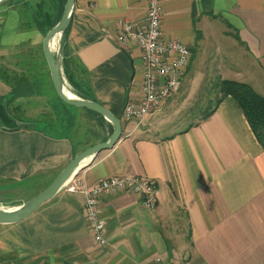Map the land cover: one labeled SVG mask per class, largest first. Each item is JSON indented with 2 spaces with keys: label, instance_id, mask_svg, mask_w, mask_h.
Returning <instances> with one entry per match:
<instances>
[{
  "label": "crops",
  "instance_id": "0c3cea01",
  "mask_svg": "<svg viewBox=\"0 0 264 264\" xmlns=\"http://www.w3.org/2000/svg\"><path fill=\"white\" fill-rule=\"evenodd\" d=\"M13 3L0 5V67L10 75L0 78V97L24 77L32 93L12 102L24 108L41 95L34 91L37 81L50 74L39 50L21 49ZM145 8V0H75L67 45L86 68L88 94L121 120L122 135L67 185L141 175L158 187L155 210L136 193L104 194L108 244L100 246L87 226L84 194L63 186L27 218L0 224V264H264V149L236 101L226 96L208 118L160 138L142 136L134 120L123 119L125 104L139 97L144 68L137 41L117 43L114 37L119 20L140 24ZM161 28L164 39L193 51L187 71L206 35L216 28L236 34L247 56L224 68L222 78L264 95V0H163ZM61 134L0 125V205H21L77 153L101 142L76 143Z\"/></svg>",
  "mask_w": 264,
  "mask_h": 264
},
{
  "label": "rangeland",
  "instance_id": "374dc122",
  "mask_svg": "<svg viewBox=\"0 0 264 264\" xmlns=\"http://www.w3.org/2000/svg\"><path fill=\"white\" fill-rule=\"evenodd\" d=\"M37 1L15 0L12 7L18 12L16 24L20 26H17L15 34L21 33V49L23 51L34 49L37 53L39 50L37 57L42 60L45 58L44 54L40 53L43 35L35 29L31 20V13L35 11ZM15 5L17 6L14 7ZM8 34L10 33L8 32ZM234 38L237 39L236 34L228 36L223 34L219 28L206 35V39H203L200 47L196 46L194 50L192 65L187 71L181 89L163 106L160 113L147 117L140 124L142 136L164 137L197 122V119L206 110L208 103H213L217 97L218 80L223 77L221 71L234 64L238 65L240 61L246 59V53ZM60 40L61 36L54 40L57 54H59ZM36 67L34 65V73H36ZM62 77L67 89L75 94L63 74ZM34 86L35 83L33 88ZM34 89L41 94L40 97L27 101L23 105L24 108L12 105V103L9 105V112L15 118L18 126L39 127L50 132L68 134L76 143H94L102 141L110 135V123L108 124L86 108L76 107L62 101L57 95L49 75L38 80ZM47 181L41 182L40 187L46 185Z\"/></svg>",
  "mask_w": 264,
  "mask_h": 264
},
{
  "label": "built area",
  "instance_id": "2783aa9c",
  "mask_svg": "<svg viewBox=\"0 0 264 264\" xmlns=\"http://www.w3.org/2000/svg\"><path fill=\"white\" fill-rule=\"evenodd\" d=\"M162 2L145 0L142 22L136 24L127 19L119 20L118 33L114 37L117 43L136 40L141 48L144 72L140 94L136 100L125 104L122 113L124 120H134L137 127L147 116L158 112L163 102L180 89L192 57V50L187 45L177 40L164 39L161 28ZM67 189L84 194L87 226L94 242L100 246L108 244L100 210V199L104 194L117 191L139 194L143 206L154 211L159 193L154 181L132 174L103 178L88 187L73 183L67 185Z\"/></svg>",
  "mask_w": 264,
  "mask_h": 264
},
{
  "label": "trees",
  "instance_id": "16d2710c",
  "mask_svg": "<svg viewBox=\"0 0 264 264\" xmlns=\"http://www.w3.org/2000/svg\"><path fill=\"white\" fill-rule=\"evenodd\" d=\"M65 1L66 0H38L36 2L35 11L31 13V20L35 29L43 36L60 19ZM67 31L68 26L61 35L59 54L56 53L58 66L67 82L72 86L75 94L93 100L91 95L88 94L89 82L86 68L79 57L67 45ZM9 77L10 75L7 69L0 67V78L4 81H8ZM16 82L15 84L17 85L11 87V92L8 97H0V125L6 129H12L18 125L15 118L9 112V105L16 98L24 95L28 96L32 93V87L28 79L23 77ZM226 96H231L236 101L256 139L264 149V95L256 92L252 86L246 82L220 78L217 84V97L213 103H208L206 110L199 119L204 120L208 118ZM86 110L105 120L98 113L89 109ZM109 126L112 132L113 129L111 124H109Z\"/></svg>",
  "mask_w": 264,
  "mask_h": 264
},
{
  "label": "water",
  "instance_id": "95a60500",
  "mask_svg": "<svg viewBox=\"0 0 264 264\" xmlns=\"http://www.w3.org/2000/svg\"><path fill=\"white\" fill-rule=\"evenodd\" d=\"M11 1L13 0H0V5ZM74 3L75 0L65 1L60 19L43 36L42 52L49 69L53 87L60 99L67 104L86 108L98 113L111 124L113 131L106 140L88 146L77 153L46 187L21 205L14 208L0 205V224L17 223L30 216L43 203L51 199L81 168L86 166L100 152L111 149L121 138L122 124L117 116L94 100L80 97L75 94L74 96H68L64 92L66 85L56 60V52L51 48L50 44L54 38L61 36L68 26Z\"/></svg>",
  "mask_w": 264,
  "mask_h": 264
},
{
  "label": "bare ground",
  "instance_id": "6f19581e",
  "mask_svg": "<svg viewBox=\"0 0 264 264\" xmlns=\"http://www.w3.org/2000/svg\"><path fill=\"white\" fill-rule=\"evenodd\" d=\"M54 40H55V38L53 39V41H51V44H50V46H51V48L53 50H55V48H54ZM64 92L68 96H74V94L70 90H68L67 87L64 88Z\"/></svg>",
  "mask_w": 264,
  "mask_h": 264
}]
</instances>
